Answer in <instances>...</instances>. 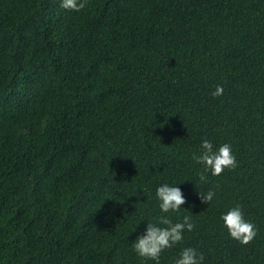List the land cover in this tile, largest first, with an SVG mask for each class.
<instances>
[{"label": "trees", "instance_id": "16d2710c", "mask_svg": "<svg viewBox=\"0 0 264 264\" xmlns=\"http://www.w3.org/2000/svg\"><path fill=\"white\" fill-rule=\"evenodd\" d=\"M61 2L0 0V264H156L132 243L162 215L195 227L160 264H264V0ZM204 140L237 167L201 182Z\"/></svg>", "mask_w": 264, "mask_h": 264}, {"label": "clouds", "instance_id": "9594fccd", "mask_svg": "<svg viewBox=\"0 0 264 264\" xmlns=\"http://www.w3.org/2000/svg\"><path fill=\"white\" fill-rule=\"evenodd\" d=\"M87 0L78 3V0H62L60 7L65 10L79 12L85 8ZM222 86H217L212 93L213 97L223 94ZM192 159L204 166L200 174V181L206 182L205 173L211 172L213 176H220L225 169L234 170L237 167L236 157L233 155L230 144H223L214 150L213 144L209 140H204L201 145V154H193ZM156 196L160 201L159 207L162 213L179 212L186 203V198L179 187L163 184L156 190ZM215 196V192L210 190L207 193H200L201 202L209 204ZM231 238L242 245H248L258 234L256 225L245 219L243 210L240 206L230 209L222 215ZM163 225V227L158 226ZM195 225L191 222V217L184 216L182 222L173 223L166 215L158 218L155 224L148 223L146 233L139 236L132 243L133 250L142 258L155 261L160 264V257L164 250L172 248L183 240L185 230L192 231ZM205 257L203 253H198L195 248H184L175 264H202Z\"/></svg>", "mask_w": 264, "mask_h": 264}]
</instances>
